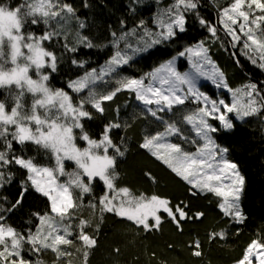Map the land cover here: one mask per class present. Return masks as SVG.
I'll list each match as a JSON object with an SVG mask.
<instances>
[{"label": "snow or ice", "instance_id": "snow-or-ice-1", "mask_svg": "<svg viewBox=\"0 0 264 264\" xmlns=\"http://www.w3.org/2000/svg\"><path fill=\"white\" fill-rule=\"evenodd\" d=\"M210 3L214 20L204 12ZM142 4L143 0H131L128 10L135 14ZM154 5L151 26L141 19L127 29L121 21L122 30L111 33L113 51L104 64L92 68L86 67L87 61L71 59L83 74L55 87L53 74L64 60L56 51L57 42L73 54L97 47L79 30L68 42L72 20L78 29L86 27L76 9L67 0H0V190L23 173L15 201L0 195V264H48L43 257L49 253L50 264H73L68 258L75 254L82 264H89L108 215L134 236L160 232L165 222L183 235L186 223L207 218L183 200L173 203L121 184L118 169L129 146L128 138L116 132L132 127L135 112L124 120H107L98 132L90 127L91 121L105 116V104L121 93L133 96L143 115L157 125L144 133L138 147L189 186L192 196L207 193L218 198L220 226L207 230L203 239L189 234V252L202 258L205 243L227 241L234 234L222 225L245 221V177L215 134L234 130L235 121L264 118V84L233 89L210 53L211 45H224L223 32L230 37L237 64L243 57L264 70V0H230L223 6L219 0H170L166 5L154 0ZM193 23L209 36L179 46ZM172 48L176 50L169 51ZM154 57L164 58L141 76L123 74L138 60ZM178 61L186 62L189 70H179ZM201 81L220 91L201 90ZM224 92L231 94L230 101ZM161 114L171 115L165 119ZM186 144L195 145L194 151ZM29 151L36 154L28 155ZM66 162L75 168L68 171ZM145 177L156 182L150 172ZM31 192L43 197L47 208L31 213L21 228L12 216ZM85 210L89 216L83 215ZM235 264H264V236L252 240Z\"/></svg>", "mask_w": 264, "mask_h": 264}, {"label": "trees", "instance_id": "trees-1", "mask_svg": "<svg viewBox=\"0 0 264 264\" xmlns=\"http://www.w3.org/2000/svg\"><path fill=\"white\" fill-rule=\"evenodd\" d=\"M13 4L19 0H6ZM75 9L79 21L86 27L78 29L77 21L72 20L69 28L68 42L74 39V32L79 30L83 35L89 37L97 47L93 49H82L73 54L65 52L57 42L56 51L63 54L64 60L59 65V71L53 74L52 83L55 87H62L69 78H75L83 74V69L71 63V59L87 61V66L98 68L109 58L112 48L109 47L113 37L112 32L119 33L122 30L121 21L124 27L131 29L143 19L151 26V19L156 11L154 0H143L142 6L131 13L128 6L131 0H67ZM170 0H162V5H166ZM230 0H219L220 5H226ZM84 5H87L85 7ZM209 19H215L216 12L211 3L204 9ZM43 26L37 28V32ZM224 38L223 46L219 42L211 45V55L217 65L226 73L227 80L233 89L240 88L248 83L255 82L264 84V70L253 66L247 59L240 57V64L235 62L232 49L228 43L230 37ZM209 34L202 30L198 24L193 23L189 31L179 41V46L189 44L207 38ZM60 39H63L62 37ZM175 48L169 51H175ZM164 57H154L149 60L140 59L127 67L124 75L141 76L150 71L152 67ZM178 68L182 71L189 70L186 62L178 61ZM201 90L207 93H216L211 83L201 81L198 85ZM3 90H0L2 92ZM227 92L224 96L229 100ZM3 96L0 95V99ZM108 109L104 117H99L90 122L93 132H98L100 127L112 119L124 120L132 117L135 112L132 127L123 131L117 130V137L126 136L129 146L127 158L120 163L119 173L121 184L128 186L131 190L144 194H157L161 197L170 198L173 203L183 200L190 203L193 211H203L207 218L203 223L189 222L184 225L183 235H181L171 223L165 222L163 230L153 234H141L134 236L133 233L120 223L116 218L108 215L97 233L98 246L89 256V264H235L242 256L247 245L254 239H261L264 236V118L249 117L245 121H235V128L229 132H218L215 139L221 147H227L229 152L227 158L237 164L238 170L245 177V187L242 194L241 207L245 214V221L242 224L222 225L234 234L227 241L216 244L205 243L202 258L194 257L186 246L190 240V235H199L201 239L206 235L207 230L220 226V213L217 209V197L213 194L200 193L192 196L189 186L138 147V144L146 131L155 130L157 125L152 122L151 117L143 115L142 106L135 101L134 97L127 93H121L113 102H107ZM180 107V106H177ZM195 108V105H191ZM119 109L117 112L116 109ZM168 119L171 114H161ZM175 119V118H174ZM215 123V122H214ZM190 128V126H187ZM194 136V133H189ZM175 139V138H172ZM189 151H194L191 144L184 145ZM28 155H35L34 151H29ZM44 160L43 156L37 157ZM68 171L75 168L72 162H66ZM145 172H150L156 182H150L145 177ZM23 173L18 172L13 183L0 190V195L7 196L10 201H15L20 192ZM65 180V177H61ZM99 192V189H97ZM47 208L46 200L35 192L26 194L22 208L12 216V221L18 227H25V221L33 212H44ZM84 216H89L90 212L85 210ZM91 231V229H90ZM174 245L169 248L168 245ZM119 249L117 254L115 249ZM154 254V255H153ZM43 259L50 264L53 257L49 253ZM68 259L73 264H82L79 254H75Z\"/></svg>", "mask_w": 264, "mask_h": 264}, {"label": "rangeland", "instance_id": "rangeland-1", "mask_svg": "<svg viewBox=\"0 0 264 264\" xmlns=\"http://www.w3.org/2000/svg\"><path fill=\"white\" fill-rule=\"evenodd\" d=\"M208 82V81H207ZM210 83V82H209ZM230 96H231V94L229 93L228 94V97H229V101H230ZM233 119H234V117H233ZM192 146H194L195 147V145H192Z\"/></svg>", "mask_w": 264, "mask_h": 264}]
</instances>
